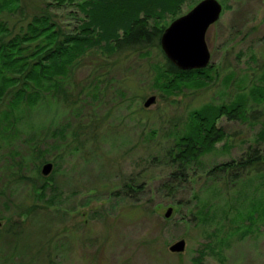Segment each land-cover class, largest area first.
<instances>
[{"label": "rangeland", "instance_id": "rangeland-1", "mask_svg": "<svg viewBox=\"0 0 264 264\" xmlns=\"http://www.w3.org/2000/svg\"><path fill=\"white\" fill-rule=\"evenodd\" d=\"M84 1L22 0L24 14L0 19L14 32L10 37L39 11L72 32L86 21ZM217 1L220 18L205 35L210 81L200 89L167 95L154 86L156 70L166 67L156 45L109 52L101 43L77 57L59 90L36 108L9 113L12 92L2 100L0 264H264V214L258 212L253 226L245 219L253 203L264 209V141L256 142L264 103L248 98L264 72V0ZM197 2L187 0L156 20L158 27L162 31ZM239 95L248 98L245 116L216 122L223 141L185 172L171 165L168 151L186 130L189 113ZM152 96L155 102L144 108ZM249 147L262 155L258 170L235 183L233 172L208 176ZM49 162L52 172L43 178L41 167ZM167 207L174 209L169 219ZM202 208L210 215L201 216ZM18 227L25 231L16 235ZM180 239L184 252H169Z\"/></svg>", "mask_w": 264, "mask_h": 264}, {"label": "trees", "instance_id": "trees-1", "mask_svg": "<svg viewBox=\"0 0 264 264\" xmlns=\"http://www.w3.org/2000/svg\"><path fill=\"white\" fill-rule=\"evenodd\" d=\"M53 1L61 6L66 1L73 0ZM186 1L86 0L80 5L86 21L72 32H64L51 15L39 11L10 37L14 32L0 19V104L7 94L12 92L8 101L9 113L19 110L23 105L29 109L36 108L50 91L59 90L58 86L65 79L76 58L101 43H105L103 48L109 49V52L155 45L160 49L159 39L163 30L158 27L159 22L156 20L176 13ZM23 11L22 0H0V17L4 13L24 14ZM151 20H155L153 26L149 25ZM165 61L166 67L156 70L153 84L167 95L179 92L182 87L200 89L210 81L208 69L181 71L168 60ZM14 89L15 92L11 91ZM248 98L257 105L264 103V72L250 87ZM248 98L239 95L228 104H208L191 111L186 130L176 137L174 145L168 151L169 163L185 172L183 169L186 170V166L211 152L215 144L225 138L224 131L216 126L217 120L223 116L230 120L242 119ZM8 117L4 112L2 119L8 121ZM263 141L264 130L257 134L256 142ZM262 160L258 147H249L237 162L216 166L208 176L215 175V172H233L231 182L235 183L241 174L258 170ZM46 184H49V181ZM126 187L128 191L132 190L131 186ZM165 188L172 189V185L164 183L163 189ZM36 194L39 198L43 196L39 189H36ZM47 206H53L52 202H48ZM202 209L201 216L210 215V209ZM258 212L264 214V209L258 208L255 203L246 210L245 219L249 220L250 225L255 224ZM27 213L22 211L20 215L27 216ZM240 219L237 221L240 222ZM18 228L16 235L25 231L21 227Z\"/></svg>", "mask_w": 264, "mask_h": 264}, {"label": "water", "instance_id": "water-1", "mask_svg": "<svg viewBox=\"0 0 264 264\" xmlns=\"http://www.w3.org/2000/svg\"><path fill=\"white\" fill-rule=\"evenodd\" d=\"M222 5L217 0H202L188 13L173 20L159 39L165 58L181 71L202 70L209 66L211 55L205 42L207 30L220 18ZM155 97L148 98L143 106L150 107ZM53 169L52 163L42 165L40 175L48 177ZM174 212L167 207L163 216L169 219ZM2 222L0 221V228ZM185 241L178 240L168 250L174 254L183 253Z\"/></svg>", "mask_w": 264, "mask_h": 264}]
</instances>
